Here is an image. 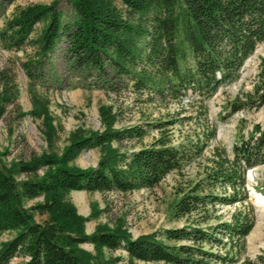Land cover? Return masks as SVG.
<instances>
[{"label":"trees","instance_id":"trees-1","mask_svg":"<svg viewBox=\"0 0 264 264\" xmlns=\"http://www.w3.org/2000/svg\"><path fill=\"white\" fill-rule=\"evenodd\" d=\"M14 1L0 0V20L3 9ZM61 1L69 5L70 19ZM38 24L42 26L37 28ZM0 39L9 48L34 47V61L27 64L31 77L43 71L62 42L64 58L87 86L115 94L128 89L146 95L147 102L177 101L189 92L205 100L237 77L264 42V0H53L21 10L5 23ZM258 78L254 92L235 111L264 105V58ZM5 82L0 117L15 93L10 81ZM100 111L104 129L74 139L60 156L43 152L10 164L0 157V234L14 233L0 246V264H11L18 256L26 257L24 264H114V258L103 256L104 248L125 251L130 261L232 264L229 253L244 246L255 215L237 212L231 222H208L217 205L248 200L247 172L264 164V124H255L231 151L215 146L205 157L214 130L202 140L197 135L174 144L167 127L176 120H160L148 124L160 131L159 136L144 144L143 126L115 128L113 106ZM129 142V148L135 142L140 145L129 150ZM97 146L102 156L95 167L69 164L85 148ZM197 159L202 171L186 180L172 206L173 215L189 225L166 230L169 243L155 234L133 238L118 221L88 234L87 218L65 199L73 190L153 188L173 172L184 175L186 166ZM39 197L43 199L29 204ZM37 213L46 218L36 220ZM87 242L94 245L96 255L81 248ZM217 245L230 247L226 256L206 249Z\"/></svg>","mask_w":264,"mask_h":264},{"label":"rangeland","instance_id":"rangeland-1","mask_svg":"<svg viewBox=\"0 0 264 264\" xmlns=\"http://www.w3.org/2000/svg\"><path fill=\"white\" fill-rule=\"evenodd\" d=\"M52 1L15 0L3 9L0 30L8 20L16 17L26 7L50 4ZM60 4L67 10L66 18L70 19L72 13L68 10L69 5L65 1ZM117 4L119 5L118 2ZM41 26L42 24H38L37 28ZM64 48V43H59L42 68L43 71L31 77L27 64L34 61V47L9 48L0 39V95L3 94L7 80L15 90L13 101L7 104L5 113L0 117L2 163L29 160L43 152L62 155L74 139L104 129L100 110L107 106H113V112L117 114L115 128L138 125L147 130L144 144H150L153 138L159 136L160 131L148 124L160 120H176L173 126L167 127L174 144L194 140L197 135L202 140L214 130V137L203 151L205 157L210 155L215 146L231 151L241 136L247 137L251 133L255 124H264V105L235 111L254 92L259 81L264 42L247 58L238 76L223 83L207 99L189 92L180 100L164 102L158 98L147 102L146 95L140 97L128 89H122L115 94L99 87L87 86L83 76L77 74L64 58ZM130 144L132 142L126 144L127 148ZM134 144L129 150L140 145L139 142ZM101 156V147L85 148L69 164L83 169L95 167ZM199 162L200 159H197L192 165L186 166L184 175L177 172L169 174L153 188L127 192L73 190L66 194L65 199L73 204L78 214L87 218L85 229L88 234L94 233L102 224L114 227L118 221L133 238L155 234L158 240L169 243L165 236L166 230L189 225L185 218L179 219L173 215L172 206L180 198L179 190L184 188L186 180L195 179L197 172L202 171ZM247 188V201L217 205L208 224L231 222L233 214L237 212H253L255 224L247 235L244 246L230 251L229 258H234L232 264H264V205L259 204L254 193L257 191L264 195V164L248 170ZM42 199L43 197H39L30 200L29 204ZM35 218L43 221L46 215L37 213ZM13 236V232L1 233L0 246ZM81 248L93 255L97 254L91 243H83ZM229 248L228 246L224 249L217 245L211 249L206 246L207 250L221 256H226ZM102 252L105 258H114V264H165L130 261L127 253L122 250L110 252L104 248ZM25 260L26 257L18 256L11 264H24ZM208 264L226 262L214 260Z\"/></svg>","mask_w":264,"mask_h":264},{"label":"bare ground","instance_id":"bare-ground-1","mask_svg":"<svg viewBox=\"0 0 264 264\" xmlns=\"http://www.w3.org/2000/svg\"><path fill=\"white\" fill-rule=\"evenodd\" d=\"M254 193H255L256 200L259 202V204L264 205V195L257 191H255Z\"/></svg>","mask_w":264,"mask_h":264}]
</instances>
